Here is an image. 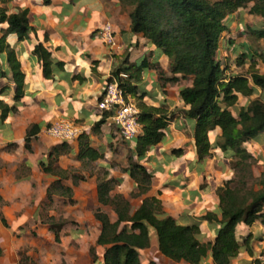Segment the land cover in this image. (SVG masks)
I'll list each match as a JSON object with an SVG mask.
<instances>
[{
	"label": "crops",
	"instance_id": "crops-1",
	"mask_svg": "<svg viewBox=\"0 0 264 264\" xmlns=\"http://www.w3.org/2000/svg\"><path fill=\"white\" fill-rule=\"evenodd\" d=\"M0 8L5 9L7 15L26 10L29 26L25 38L19 39L16 34L6 37L24 76V94L17 102L13 100L12 75L5 57H0V66L7 72L6 78L0 80V88L7 87L0 93V100L15 108L4 120L0 118V264H19L21 254L25 256L24 260L28 259L27 264H103L105 247L96 244L101 226L93 211L101 208L110 221L116 220L114 212L97 200V177L103 173L107 174V179L117 181L110 196L121 195L134 208L144 198L155 197L164 216L172 217L183 226L197 225L200 230L198 240L212 243L220 225L206 221L205 216L214 214L217 220L221 219L217 190L234 178L231 153L217 149L220 131L216 129L210 138L211 155L202 160L197 157L193 137L195 122L182 114L188 106L178 95L180 89L191 85V81L180 75H176L178 80L173 83L159 80V71L164 77H171L168 59L141 34L131 32L129 9L122 8L118 0H9L0 3ZM240 10L227 20L228 39L220 41L216 59L225 69V75L231 77L240 72L236 70L234 56L241 54L248 59L252 56L257 62L255 68L264 76V63L250 49L252 43L245 38L247 34L238 36L245 30L247 33L264 30V22L248 11ZM250 22L257 24L251 26ZM106 24L111 26L114 35L111 48L96 36ZM6 26L0 24V36ZM254 40L264 44V39ZM38 44L51 54L53 60L48 78L43 75L42 65L33 54ZM260 54L264 55V51ZM144 58L158 69H144L141 80L134 85L139 94H144L145 104L162 108L169 120L161 141L138 160L151 173L152 179L148 192L135 197L136 184L124 172L129 157L137 161L135 142L127 143L121 139L108 113L99 111L97 103L114 71L125 62L138 65ZM256 99L264 102V90L253 87L250 96L237 95L235 113ZM104 116L103 123L96 127ZM59 121H71L81 127L89 146L102 157L93 162L80 161L77 158L78 138L66 142L70 151L59 156L53 168L67 171L69 178L62 183L72 189L73 203L65 204L63 198L54 196L52 201L54 204L59 202L61 213L57 210L43 213L42 206L46 202L52 203L47 201L46 189L58 178L43 173L39 162H46L51 148L63 143L46 132L51 124ZM33 126L34 135L27 147L26 134ZM244 147L255 160L253 177H263L264 132L245 142ZM72 175L80 176L82 180L73 185ZM232 185L233 182L230 187ZM259 188L255 186V190ZM58 217L75 224L63 221L59 242H55L48 219ZM235 236L238 242L250 237L252 256L243 250L231 264H252L256 259L264 262V226L259 221L250 226L238 224ZM138 256L140 264H187L175 263L161 255L154 231L150 235V247L139 250ZM202 264H213L209 253Z\"/></svg>",
	"mask_w": 264,
	"mask_h": 264
},
{
	"label": "trees",
	"instance_id": "trees-1",
	"mask_svg": "<svg viewBox=\"0 0 264 264\" xmlns=\"http://www.w3.org/2000/svg\"><path fill=\"white\" fill-rule=\"evenodd\" d=\"M9 0H0L5 3ZM122 8L129 9L131 32L141 34L151 45L159 49L168 59V72L171 77H164L159 71V80L173 83L182 79H190L191 85L179 90L178 95L188 109L182 111L185 118L195 122L194 147L197 157L202 160L211 155L210 138L218 129L220 136L216 147L222 152L231 153V168L236 172L238 180L235 187H230L232 181H226L217 190L220 208V221L214 214H207L205 220L217 222L220 225L212 243H201L197 225H180L170 216H164L161 204L155 197H146L135 208L121 195L110 196L115 179H107V174L97 177V200L101 206L109 207L116 215L114 222L100 208L94 212V218L101 226V232L96 244L105 247L103 264H140L138 251L150 247V235L154 231L157 237V247L161 255L175 263L202 264L208 253L213 264H231L241 251L252 256L249 247L250 237L247 236L239 243L235 236V228L242 223L250 226L259 221L264 226V178L258 181L260 188H248V182L253 180L251 165L253 157L244 147V143L264 132V102L253 100L248 106H243L235 115L231 108L237 103V95L248 97L253 93V87L264 90V76L260 75L256 62L252 59L245 74L231 77L224 75L225 69L217 61V51L221 35L226 31L228 18L239 9L251 7L248 13L258 16L264 22V0H118ZM7 26L1 30L0 57H5L8 72L15 85L14 102L23 97V73L13 49L6 42V37L16 34L19 39L25 38L29 31L27 11H17L7 15L0 8V24ZM249 35L254 39H264V30H251ZM43 68V75L51 76L53 60L51 54L38 44L33 49ZM244 58V57H242ZM264 62V61H263ZM237 64H241L238 61ZM156 65L148 63L144 58L140 64H128L113 72L124 96L135 100L139 109L138 124L141 133L134 145L135 161L129 157L124 172L136 184L135 197L148 192L152 175L144 166L138 163L147 151L157 145L167 128L168 118L162 108L146 105L144 94H139L134 83L141 80L144 69ZM120 74L126 75L125 78ZM7 72L0 66V80L6 78ZM111 78L108 79L109 83ZM7 87H1L3 93ZM0 100V118L14 112ZM104 118L96 124L99 127ZM35 127L26 134L25 143L28 147L30 138L34 135ZM80 161H96L102 156L89 146L88 137L82 133L79 137ZM67 143L51 148L46 162L40 161L43 173L56 176L58 179L46 189L47 201L52 202L54 196L65 200L66 204L73 203V192L63 181L69 178L67 171L53 168L59 156L69 153ZM177 153L180 150H174ZM73 185L81 177L70 176ZM46 205V204H45ZM44 205V206H45ZM64 222L55 226L49 223V229L54 234L55 242H59V232ZM95 260L94 250H90ZM2 251L0 248V257ZM254 264H264L253 260ZM148 264H155L149 262Z\"/></svg>",
	"mask_w": 264,
	"mask_h": 264
},
{
	"label": "built area",
	"instance_id": "built-area-1",
	"mask_svg": "<svg viewBox=\"0 0 264 264\" xmlns=\"http://www.w3.org/2000/svg\"><path fill=\"white\" fill-rule=\"evenodd\" d=\"M96 36L107 47H113L114 35L110 25H104L97 31ZM119 76L126 77L124 74ZM97 109L108 113V118L117 127L119 136L124 142L134 143L136 141L141 132L138 124L139 109L129 96H124L117 80L113 77L106 84L97 103ZM46 132L53 139L66 143L77 139L83 133V129L71 121H59L51 124Z\"/></svg>",
	"mask_w": 264,
	"mask_h": 264
},
{
	"label": "rangeland",
	"instance_id": "rangeland-1",
	"mask_svg": "<svg viewBox=\"0 0 264 264\" xmlns=\"http://www.w3.org/2000/svg\"><path fill=\"white\" fill-rule=\"evenodd\" d=\"M251 7V4H249L248 6H247V8H244L243 10L245 11V13L249 10V8ZM238 11H241L240 9L239 10H237L236 12H238ZM248 13V12H247ZM234 14V13H233ZM229 22H231L232 23V21L230 20ZM228 22V23H229ZM256 24L257 23H255V22H250V25L251 26H256ZM230 25V24H229ZM247 25H249V24H247ZM226 27H227V29H226V31L224 32V35L222 34L221 35V38H220V41L222 42V41H226L228 38H227V33H228V26L226 25ZM231 32V31H230ZM249 33H250V31L247 33V31L245 30L244 32H240L239 33V35L238 36H243V34H247V36L245 37V38H247V39H249L250 41H249V43L251 44L250 46V49L254 52V54L256 55V56H258V58H259V60L262 62V63H264L263 61H264V55L263 54H260V53H262V51H264V44H257L256 43V41L254 40V38L251 36V35H249ZM237 35V34H236ZM230 40H232V41H234L232 38H230ZM262 43H264V42H262ZM235 58H233V62H234V64L236 65V70L238 71H240L239 73H237V74H245L247 71H248V67H249V64H250V62H251V60H252V56L248 59V58H246V57H244V58H242L243 56H241V54H237L236 56H234ZM254 57V56H253ZM238 61H240V63L241 64H237L238 63ZM256 64H257V62H256ZM224 75H225V73H224ZM226 76V75H225ZM227 77V76H226ZM237 109V108H236ZM235 109H234V107L233 108H231V111H232V113L233 114H235L236 115V113H235V111H234ZM255 164V160L253 159L252 160V165H251V173H252V166ZM234 171V170H233ZM234 173V178H233V180H231L232 182H233V184H234V186L232 185V188L233 187H235L236 186V182H237V180H238V177H237V174H236V172L234 171L233 172ZM80 177V176H79ZM99 177L101 178L102 177V175H99ZM252 177H253V175H252ZM82 178V177H81ZM262 178H264V176L263 177H260V178H258V179H255L254 177H253V180L252 181H249L248 182V185H247V187L248 188H250V187H252L254 190H255V186H258V187H260V185L258 184V181H260ZM64 202H65V200H64ZM59 203V202H58ZM58 203H53V201H52V203L51 204H47V202L45 203L46 205L45 206H42V208H43V213H48L50 210H57V213H61V206L58 204ZM66 204V203H65ZM101 209V208H100ZM103 210V209H102ZM104 212H105V210H103ZM94 212L95 211H93V215H94ZM106 213V212H105ZM49 221H48V223H53V225H55V226H57V225H59L61 222H63L61 219H60V217H58V218H55V219H53V220H50V219H48ZM64 222H70V223H72V224H75L73 221H64ZM243 242V241H242ZM242 242H239V243H242ZM21 254V253H20ZM24 255H22L21 254V261L19 262V264H27V263H25V261L26 262H28V259H25L24 260ZM23 261V262H22ZM258 261H260V260H258ZM252 264H254L253 263V261L251 262ZM31 264H35V263H31Z\"/></svg>",
	"mask_w": 264,
	"mask_h": 264
}]
</instances>
